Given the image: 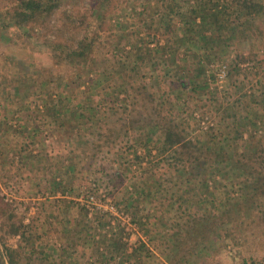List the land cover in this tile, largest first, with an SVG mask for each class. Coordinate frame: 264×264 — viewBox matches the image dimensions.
Segmentation results:
<instances>
[{"label":"rangeland","instance_id":"obj_1","mask_svg":"<svg viewBox=\"0 0 264 264\" xmlns=\"http://www.w3.org/2000/svg\"><path fill=\"white\" fill-rule=\"evenodd\" d=\"M17 2L0 0V14ZM75 4L83 11L92 10L95 2L78 0ZM145 7L141 0H111L102 22L76 24L81 33L96 38V70L89 79L83 77L85 83L80 85L76 77L82 68L64 64L66 61L57 68L51 48L45 46L60 41L64 27H70L63 12L20 30L0 26V264H9L1 240L20 251L22 264H174L177 255L182 264H264V213L256 216L254 212L251 220L239 223L235 243L229 237L216 241L208 236L204 240L207 232L202 234L203 225H209L211 218L218 224L222 196L236 198L240 188L254 178L249 176L246 182L234 175L231 181L221 179L218 184L221 176L217 175L215 181H209L207 191L201 168L177 172L173 157L158 154V138L149 137L143 124L134 121L147 120L156 107L166 115L172 113L181 124H197L190 133L192 138L210 132L217 140L223 139L238 130L232 124L235 119L264 137V14L245 24L242 39L229 41L232 53L226 62L211 67V86L180 95L177 103L176 94L162 96L168 85L161 83L159 92L151 80L134 83L133 91L129 87L126 93H113L112 87L117 88L122 75L148 71L138 61L126 59L138 40L153 48L169 42L170 37L157 35L153 42L139 33L137 17ZM81 33L73 32L69 38H80ZM238 56L241 71L226 78ZM143 58L147 60L146 55ZM44 77L53 79V87L58 84L53 94L62 95L66 105L75 107L74 113L92 114V122L84 127L75 124L74 113L69 111L54 122L51 111L44 113L46 104L54 105L49 94L38 89ZM18 81L22 91L29 90L32 81L39 84L33 83V93L27 97L23 92L17 96L14 88ZM231 133L229 139L234 136ZM88 194H94L98 202L115 205L121 217L113 224L97 206H83L79 199ZM97 214L106 216L111 234L119 230L117 226L124 230L121 242L125 251L114 253L115 259L105 260V247L99 249L93 239L86 241L84 230L95 226L92 221ZM194 219H200L196 231L190 229ZM17 229L26 236L13 235ZM100 240L95 235V241ZM198 242L196 246H206L202 257H191L192 244ZM141 244L147 247L145 258L137 263L128 261L126 254ZM32 250L36 252L33 256L29 255ZM23 255L26 258H21Z\"/></svg>","mask_w":264,"mask_h":264},{"label":"trees","instance_id":"obj_2","mask_svg":"<svg viewBox=\"0 0 264 264\" xmlns=\"http://www.w3.org/2000/svg\"><path fill=\"white\" fill-rule=\"evenodd\" d=\"M77 1L18 0L11 10L0 14V26L20 30L24 25L34 24L35 22L43 23L57 12H63L65 14L64 18L69 20L70 27H64L66 31L63 30L65 32L61 33L60 41L49 42L45 46L51 48L52 57L55 59L57 68H62L61 62L64 61H66L64 64L69 66L82 68V72L76 77L78 85H80L85 80L82 81L83 77L89 79L88 75L96 70L94 67L96 58L93 55L95 53L94 42L96 38L89 33H81L76 24L91 23L93 21L102 22L103 15L111 0H92L95 2L92 10L84 9L83 11H78L79 8L75 4ZM141 1L143 4L146 3L147 7L137 17L140 30L138 32L145 35L144 38H152L153 42L157 40V35L170 37V39H168L167 44H156L154 48L148 46L149 42L144 41L146 44H140L138 40L130 48L126 59L128 61L133 60L136 63L138 61V64H141V67L145 66L144 68L148 71H146V74H141L133 70L131 74L119 76L122 82L118 84L117 88L112 87L113 93H117L116 91H118V94L122 91L126 93L124 90L129 87L130 91H133L134 83H139V80L142 83L151 80L154 86H159V92L162 91L161 83L168 85V90L164 89L162 96L171 98L174 96L173 94H176L177 103L180 100L178 96L187 94L189 91H200V88L208 85L211 86L209 83L211 67L226 62L232 53V45L229 44V41L231 39L232 41L242 39L246 30L245 24L253 22L264 14L262 0H154L155 3L153 4H151V0ZM73 32L81 33L80 38H69V34ZM98 35L101 34L98 33ZM143 55H146L147 60L143 58ZM138 57L140 60H138ZM152 61L158 63L154 64ZM239 61H242L240 56L232 61V66L226 78H231L232 75L234 76V72L241 71ZM159 67H161V71L158 70ZM52 80L51 77L42 78L38 89H44L49 94L48 99L52 98L54 105L50 107L48 104V107L46 104L43 112L51 111L52 115L50 117L53 118L54 122H57L61 118L60 115L65 112L69 111L73 114L75 107L70 104V106L66 105L62 95L53 94L58 84L53 87ZM34 82L32 81L29 84V90L22 91V86L18 81L14 88L15 95L19 96L23 92L24 96L27 97L29 92L33 90V85L39 84ZM175 86H179V88L175 89ZM90 87L92 89V86ZM145 89H147L146 86ZM136 103L133 105H136ZM169 103L172 105V102ZM126 112H129V114L135 113L134 110H126ZM73 116L74 123L82 124L83 127L84 124H90L93 119L92 114L83 113L82 111L74 113ZM134 121L137 124H143V128L149 137L152 139L153 137L158 138L157 141L159 142L156 146L158 154L167 157V159L173 157L176 160L174 166L177 172L185 174L189 171V168H194V166L201 168L207 191L210 189L209 181L211 179L215 181L217 175L221 176L220 181L217 182L218 184L222 183L221 179L231 181L230 176L234 175H236L237 180L243 178L246 182L249 181V176L254 178L252 183L250 182L249 185L246 184L244 188H240L236 198L222 196L224 201H221L220 204L223 207L222 215L218 216L220 220L217 224L215 217H213L209 225H203L202 234H205V231L207 232L205 238L202 236L204 240L208 236L213 237L216 241L229 237L235 243L238 241L235 231L239 223L244 225L248 220H251L254 212L256 216L264 213V137L261 134L262 132L248 129L247 126H244L243 121L241 123L240 119H235L232 124H235L238 130L236 129L234 133L228 132L223 139L217 140L214 138V134L210 135V132H203V135L192 138L193 136L190 133L193 130L195 131V125L197 124H181L172 113L166 115L164 110H158L156 107L153 108L147 120H141L140 118V120ZM230 127L232 128V126ZM230 133L234 136L229 139L227 135H230ZM221 166L222 169H220ZM207 175H211L212 178L207 177ZM208 220H210V217ZM199 221L200 219L193 220L190 228L192 231H196L195 227H198ZM105 222L106 216L97 214L94 221H92L95 226L93 224L90 229L84 231L88 236L86 241L93 239L99 249L105 247L103 248V258L112 260L115 259L114 253L125 251V244L121 242L124 230L117 226L119 230L115 228L117 232L111 234L113 229H106L107 223ZM104 230L112 236L106 233L103 234ZM20 231V229L15 230L13 235L21 234L25 237L26 233ZM81 232L83 233V229L80 230ZM222 233H225L226 236ZM95 235H99L101 240L95 241ZM1 243L5 253L4 257L9 264H20L21 259H18L21 256L20 251L8 248L4 240H1ZM197 244L199 242L192 244L191 257H202L201 254L206 246H200L203 244L202 241L200 245L196 246ZM146 249V244H141L133 253L126 254L127 260H133L136 263L142 261L145 258L143 253ZM34 252L35 250H32L29 255L33 256ZM177 256H174V264H182L177 260ZM21 258L26 257L23 255ZM121 262L124 264L123 261ZM191 264H196V262Z\"/></svg>","mask_w":264,"mask_h":264},{"label":"built area","instance_id":"obj_3","mask_svg":"<svg viewBox=\"0 0 264 264\" xmlns=\"http://www.w3.org/2000/svg\"><path fill=\"white\" fill-rule=\"evenodd\" d=\"M223 76L226 75V72L223 71ZM79 201L82 203L83 206H87V208H90V205H95L97 208H93L94 210L100 211L104 214H107L110 216L111 219H113V224L119 219L120 216V211L115 207V205L111 204L110 202L108 204H103L101 202L96 201L95 195L94 194H88L82 196ZM123 214V213H122ZM128 216V215H127ZM130 230V228H126V231Z\"/></svg>","mask_w":264,"mask_h":264}]
</instances>
